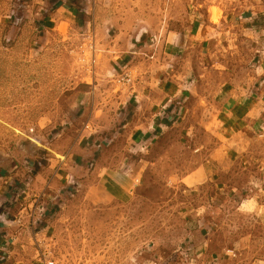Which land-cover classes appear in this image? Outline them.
<instances>
[{"label":"rangeland","instance_id":"374dc122","mask_svg":"<svg viewBox=\"0 0 264 264\" xmlns=\"http://www.w3.org/2000/svg\"><path fill=\"white\" fill-rule=\"evenodd\" d=\"M234 5L261 9L264 0H0V190L2 171L14 163L29 174V165L64 172L73 145L86 143L81 134L88 124L90 135L116 132L112 142L94 146L96 157L122 151L123 116L104 102L119 98L121 74L135 80L131 66L144 67L143 52L158 49L157 36L195 21L217 22ZM171 152L149 166L141 195L126 203L88 202L71 178L46 182L47 203L39 208L50 210L54 226L45 234L56 243L60 264H214L188 245L205 240L197 232L205 223L194 215L212 197L219 242H249L253 228L264 227L263 217L233 207L211 185L184 191L170 184L179 171L168 165L184 163L178 146ZM33 181L29 176L25 184L32 194L40 189Z\"/></svg>","mask_w":264,"mask_h":264},{"label":"crops","instance_id":"0c3cea01","mask_svg":"<svg viewBox=\"0 0 264 264\" xmlns=\"http://www.w3.org/2000/svg\"><path fill=\"white\" fill-rule=\"evenodd\" d=\"M237 6L217 22L195 21L157 36L158 49L143 52L144 67L131 66L133 83L119 87L118 99L113 95L104 101L114 116H123L117 129L127 136L122 151L112 156L106 144L98 145L106 150L96 157L94 146L108 137L112 142L116 132L90 135L94 131L88 124L81 134L88 139L73 145L64 172L29 165V174L16 163L2 171L0 264H39L36 244L49 241L45 233L54 226L50 210L39 208L47 203L46 182L71 178L84 187L88 202L126 203L141 195L147 169L160 157H171L173 145L183 151L184 163L168 165L179 171L168 178L170 184L184 191L211 185L233 207L264 219V6ZM29 176L32 186H40L33 194L25 187ZM211 201L214 197L203 201L194 215L205 223L197 230L205 240L188 245L203 252L205 263L264 264V227H254L249 242L241 238L223 244L213 236L218 207ZM49 242L55 249L56 243Z\"/></svg>","mask_w":264,"mask_h":264},{"label":"built area","instance_id":"2783aa9c","mask_svg":"<svg viewBox=\"0 0 264 264\" xmlns=\"http://www.w3.org/2000/svg\"><path fill=\"white\" fill-rule=\"evenodd\" d=\"M122 85L132 84L134 78L132 74L125 71L121 74L118 80ZM38 262L39 264H59L56 260V254L49 241H38Z\"/></svg>","mask_w":264,"mask_h":264}]
</instances>
